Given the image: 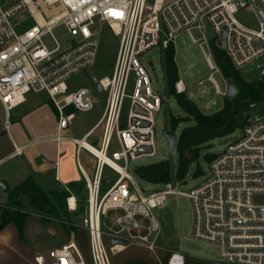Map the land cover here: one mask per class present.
<instances>
[{
	"label": "built area",
	"instance_id": "2783aa9c",
	"mask_svg": "<svg viewBox=\"0 0 264 264\" xmlns=\"http://www.w3.org/2000/svg\"><path fill=\"white\" fill-rule=\"evenodd\" d=\"M246 8L255 16L254 27L237 17ZM29 18L35 24L19 31ZM206 23L215 35L211 43L203 36L199 44L210 72L195 89L179 73L175 88L210 109L217 104L216 97L229 95L232 81L218 62L216 49H222L228 64L247 80L264 78V0H0V100L7 113L24 103L29 93L46 92L57 110L61 137L76 111H90L103 103L96 123L74 138L79 148L96 158L92 176L80 164L85 175L83 225L88 231L90 264H112L111 250L123 241L156 251L161 224L153 210L179 194L192 201L194 235L221 247L222 264H264V202L258 200L264 196V113L256 111V103L250 104L241 134L211 160L209 179L189 192L180 190L184 180L176 179L147 193L129 170L131 160L156 155L155 112L164 103L154 93L140 55L170 45L176 51L177 37L185 32L197 42L193 31L202 30ZM58 26L69 34L65 44L54 34ZM102 26L119 37L113 72L95 76V89L72 88L69 79L97 60ZM48 35L54 48L43 41ZM216 75L223 78L224 87ZM126 98L130 107L124 118ZM93 135L100 141L91 144L104 157L85 145ZM115 141L118 147L111 149ZM106 166L115 177L104 189ZM78 200L69 194L68 207L77 210ZM106 235L112 243L118 242L108 247ZM185 259L174 251L167 264H185ZM37 260L39 264H89L75 241L51 248Z\"/></svg>",
	"mask_w": 264,
	"mask_h": 264
},
{
	"label": "rangeland",
	"instance_id": "374dc122",
	"mask_svg": "<svg viewBox=\"0 0 264 264\" xmlns=\"http://www.w3.org/2000/svg\"><path fill=\"white\" fill-rule=\"evenodd\" d=\"M237 17L248 26L254 27L256 25L255 16L250 8L242 10L237 14ZM34 24L35 21L32 18H29L25 21L21 28H18V30L24 31ZM54 34L63 44H65L66 40L69 38L67 30L63 26L56 27L54 29ZM193 35L199 39L197 42H194L190 35L186 32L177 37L175 59L181 78L187 86L195 89L197 81L206 77L210 72L199 43L203 36H206L211 43L215 33L212 26L209 23H206L202 30H194ZM98 39L99 48L95 64L86 71L78 73L69 79L68 83L72 88L86 86L88 88L95 89V76L101 77L112 74L119 46V37L115 35L108 26H102L98 34ZM43 41L49 48H54L56 45L50 35L45 36ZM163 51L164 50L161 47H154L140 55V61L147 69L151 78L154 93L159 94L164 101L161 110L155 112L156 155L141 156L135 160H131L129 165V170L134 174L137 183L147 193L160 188L161 184L148 182L142 179L135 173V169L138 166L162 160H167L170 163L177 165L179 160L177 146L175 145L174 148L170 147L169 141L164 134V130H173L170 126L171 116L185 115L175 96L169 94L168 92L163 64ZM191 64H193V66H191ZM216 77L220 85L224 87L225 81L223 78L220 75H216ZM135 78V75L132 74L131 83L134 82ZM216 98L217 104L210 109L204 107L201 102H198L197 104L203 111L213 112L221 109L224 105L223 97ZM99 105L100 108L101 106L103 107L102 102L99 103ZM129 107L130 99L126 98L123 109L124 118L127 117ZM255 107L256 111L264 113V101L257 102ZM90 114L89 117L83 119L82 115L84 114H82V111H76L71 125L63 131V134L80 136L98 120L95 111L90 112ZM192 123V120L182 122L176 129L177 134H180L184 126ZM240 134L241 129L238 128L229 135L212 140L208 147L201 149L197 161H194L191 165L190 173L178 186L179 189L184 192H189L194 186L209 179L211 176V161L206 158V155L221 152L235 140L236 136ZM117 147L118 144L115 141L111 149H115ZM74 148H76V146H74ZM87 158L88 157L85 154L81 155L83 162H86ZM198 168H200L202 172L200 175L196 176L194 173ZM104 175L106 178L104 180V189H106L112 182V179H114L115 172L106 166ZM54 189L59 191L66 190V188L59 186ZM83 190L78 191L79 195L77 194L79 197L78 201H80L78 203L77 210H71L68 207L67 197L70 192L67 190L68 194L65 199L55 200L53 198L57 208V210L53 213H40L30 205L29 198L27 196H23L22 200L24 202L25 209L31 212V225L32 228H34L32 230L33 232H31L32 238H37L45 245L54 246H61L71 241H76L80 252L86 259H88L90 254L88 231L83 225V218L86 214L87 203L86 193ZM258 200L264 202V196L259 197ZM153 212L161 224V234L158 246L161 245L165 249L171 248L174 251L183 253L187 259L186 264H202L203 262L222 264L221 247L216 243L197 238L194 235V207L189 196L186 194L171 195L165 205L154 208ZM44 217H48V219L44 221ZM108 225L111 224L108 223ZM35 227L40 229L35 232ZM73 227H76L77 230L72 231ZM72 251L76 261H80L81 258L78 253L74 249H72Z\"/></svg>",
	"mask_w": 264,
	"mask_h": 264
},
{
	"label": "crops",
	"instance_id": "0c3cea01",
	"mask_svg": "<svg viewBox=\"0 0 264 264\" xmlns=\"http://www.w3.org/2000/svg\"><path fill=\"white\" fill-rule=\"evenodd\" d=\"M92 111L96 112L99 119L103 107L97 104L94 109L82 112V118L89 117ZM89 129L80 136L64 135V129L59 137L58 113L46 92L29 93L27 100L14 107L9 114L0 100V180L6 184V187L0 185V204L8 202L7 187L14 188L29 177H33L37 185L47 190L59 186L66 188L70 194L79 195L73 185H85L84 172L92 176L96 158L87 149L79 148L74 138L82 137ZM87 140L93 144L100 141L94 135ZM82 154L88 157L86 162L82 161ZM83 191L86 193L85 187ZM31 219L29 215L24 239L20 238L14 223L7 224L0 231V264H39L37 257L46 255L49 249L56 247L32 238L34 228ZM39 229L35 227V232ZM105 240L108 247L118 242L112 243L107 235ZM117 246L111 250L112 264H167L174 252L161 245L156 251L137 243L124 244L121 249ZM87 261L91 263L90 254Z\"/></svg>",
	"mask_w": 264,
	"mask_h": 264
},
{
	"label": "trees",
	"instance_id": "16d2710c",
	"mask_svg": "<svg viewBox=\"0 0 264 264\" xmlns=\"http://www.w3.org/2000/svg\"><path fill=\"white\" fill-rule=\"evenodd\" d=\"M215 53L225 75L236 85L237 93L233 96H226L221 109L205 112L195 101L189 99L186 93L176 91L175 83L179 78V69L175 59L176 51L173 45L163 51L168 92L175 96L185 113V115L171 116L170 126L176 131L182 122L192 120L193 123L184 126L178 135L176 146L179 160L177 165L162 160L138 166L135 173L142 179L158 184L176 179L184 180L190 173L192 163L197 161L201 149L208 147L212 140L229 135L242 127L250 104L264 101V78L247 80L230 64H225L222 49H216ZM215 156V153H210L206 155V158L211 161ZM201 172V169L198 168L194 175L198 176ZM73 186L76 187L77 191H82L85 187L84 184ZM7 190L8 202L0 204V231L7 224L14 223L21 239H24L26 220L30 215V211L25 209L22 200L23 195L29 198L30 205L40 213H53L57 210L53 198L62 200L68 194L67 189L63 191L47 190L37 185L33 177L27 178L14 188L7 187ZM47 219L48 217L43 218L44 221ZM76 230L77 228L73 227L72 231Z\"/></svg>",
	"mask_w": 264,
	"mask_h": 264
},
{
	"label": "water",
	"instance_id": "95a60500",
	"mask_svg": "<svg viewBox=\"0 0 264 264\" xmlns=\"http://www.w3.org/2000/svg\"><path fill=\"white\" fill-rule=\"evenodd\" d=\"M224 42H222V47H224ZM225 64H228V60H225ZM237 93V87L234 84V82H230V89H229V96H233ZM164 134L166 135L168 141H169V145L171 148H174L177 142V138H178V134L175 130H171V129H165L164 130ZM0 185L6 187V184L0 180ZM125 244H128L126 241H123Z\"/></svg>",
	"mask_w": 264,
	"mask_h": 264
},
{
	"label": "bare ground",
	"instance_id": "6f19581e",
	"mask_svg": "<svg viewBox=\"0 0 264 264\" xmlns=\"http://www.w3.org/2000/svg\"><path fill=\"white\" fill-rule=\"evenodd\" d=\"M84 142H85V145H86L90 150H92L94 153H96V154H98V155L104 157L103 154L100 152V150H99L97 147H95L94 145H92V144H91L90 142H88V141H84ZM117 248H118V249H121V248H122V245H121V244L118 245Z\"/></svg>",
	"mask_w": 264,
	"mask_h": 264
}]
</instances>
